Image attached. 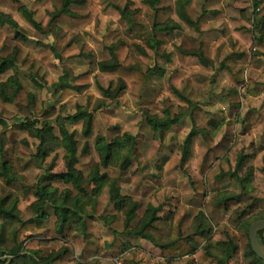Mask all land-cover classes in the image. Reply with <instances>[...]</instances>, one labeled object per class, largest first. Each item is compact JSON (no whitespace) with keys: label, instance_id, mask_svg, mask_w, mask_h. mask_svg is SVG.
I'll return each mask as SVG.
<instances>
[{"label":"rangeland","instance_id":"374dc122","mask_svg":"<svg viewBox=\"0 0 264 264\" xmlns=\"http://www.w3.org/2000/svg\"><path fill=\"white\" fill-rule=\"evenodd\" d=\"M76 1L79 3L71 4L70 9L78 14H86L92 4L97 6V12L92 20L71 33V48L80 49L82 54L77 57H64L61 60L52 56L50 61L55 67H50L39 59L38 52L42 47L54 43L67 28L55 25L51 32L40 34L27 22L17 7L21 4L26 5L34 12L35 17L42 21L51 11L60 7L62 0H0V12L10 14L28 38V41L23 43L15 39L11 28L0 24L2 33L0 55H7L13 48H18L17 74L23 87L15 102L4 103L0 100V118L11 127L27 117V93L34 94L38 104L46 102L49 108L45 118L52 120L54 134L58 135V122L55 119L63 122L69 132L74 131L78 155L76 167L84 175H87L91 168L100 162L95 148L97 136L105 135L109 140L124 133L135 136L134 158L127 168L122 169L119 166L100 168V172H106L109 178L116 179L121 194L130 195L129 176L137 166L141 167L143 188L141 194L134 197L139 206L137 216L130 227L135 226L147 205L160 204L162 205L160 215H167L180 207L186 209L181 229L184 234H188L192 229L193 217L203 209L204 204L213 201L216 193L227 191L237 196L238 206L226 220L212 227V231L219 230L223 238L230 237L236 243L238 249L229 264H250L252 258L244 256L247 235L242 222L255 216L264 218V130L257 128L255 124L257 115L264 111V55H252L243 73L245 80L251 79L255 82V94L248 92L246 86L238 88L233 93L229 91L230 84L227 77L219 69L220 62L226 56L233 59L236 56L229 44V23L225 19H215L208 12L211 9L222 10L225 0H187L185 2L182 10L192 19L198 20L199 31L186 26L178 19L176 13L178 0H161L157 16L143 0ZM127 2H130V10L134 11L131 16L134 21L132 25H128L115 8V6L122 8ZM244 16L251 20V8L244 11ZM155 18L160 23L171 19L181 25V28L172 32L157 31L154 34L162 41L160 52L169 55V59L161 55L155 58L156 63L164 69L166 74L179 65L188 69L187 75L180 81L183 98H178L171 92L166 75L151 76L142 89L139 102H136L126 91L118 94L114 99L105 97L100 86L106 87L112 78L100 74L91 65L95 66L97 61L109 57L102 44L105 30L111 28L117 31V35L113 37L114 41L120 39L127 44L143 45L152 33ZM201 41L211 44L220 41L212 57L211 67L203 66L195 57L182 52V50L198 48ZM85 71H89L88 86L80 93L58 101L59 93L54 92L52 84L57 82L64 72L68 73V80L72 83L73 76ZM12 73L13 71H8L0 77V80ZM86 91H90L95 98L105 100V106L93 112L89 135H84L81 121L68 123L62 119L76 111V106L82 103V97ZM58 110L60 115L57 117ZM164 110H168L172 116L184 110L186 115L180 123L172 126L164 137L159 139L154 136L147 124L144 112L162 116ZM210 120L216 122L217 126L209 124ZM227 122L233 124L234 128L232 144L225 153L228 161L234 168L238 158L245 155L240 175L244 174L246 168L252 171L244 187L236 179L226 176L221 180L213 181L211 191H195L191 181L199 176L195 167L197 147L194 142L191 144L187 159L180 167L174 169L162 182L155 180L153 175L157 174V164L164 157L172 154L177 158L181 157V146L192 126L205 128L209 131L212 141L216 143L223 135ZM2 133L0 126V134ZM16 141L15 146L5 144V157L12 166L13 172L17 174L18 180L11 185L0 181V191L1 193L10 192L17 197V207L22 216L26 217L29 215L27 207L35 198L22 197L21 191L25 186L34 184L51 162L54 163L52 171L63 170L64 149L58 148L44 160H38L36 158L39 143L37 138L31 136L27 130H21L18 132ZM54 185L59 190L70 187L61 182H55ZM92 189L94 190L95 186H92ZM87 209L92 217L86 218L85 237L75 232L79 235V245L75 248L73 257L75 263L161 264L164 259L162 257V259L151 260L149 251L145 248L148 245L147 241L126 234L124 216L117 212L109 201L108 186L102 189L95 208L87 206ZM112 216L114 219L108 223L101 219V217ZM50 221H53L51 212L49 220L36 231L38 237L45 241L40 244L43 254L57 251L64 242L59 237L46 238L44 233ZM257 236L264 243V230H259ZM124 243L129 244L127 249H123ZM175 260L181 261V264H200L189 254ZM213 263V260H209L203 264Z\"/></svg>","mask_w":264,"mask_h":264},{"label":"trees","instance_id":"16d2710c","mask_svg":"<svg viewBox=\"0 0 264 264\" xmlns=\"http://www.w3.org/2000/svg\"><path fill=\"white\" fill-rule=\"evenodd\" d=\"M161 0H143L154 12L155 16L159 11ZM81 2V1H80ZM187 0L177 1L178 19L186 26L199 31L198 20L192 19L182 8ZM79 3L76 0H62L59 8L51 11L42 21L35 17V14L26 5L17 7L27 22L40 34L51 32L53 26L60 25L65 32L54 43L42 47L38 57L46 65L55 67L50 61L51 57L61 60L81 56V50L71 48V33L89 23L97 12V6L92 4L86 14H78L70 9L71 4ZM127 2L124 7L115 6L119 15L127 21L128 25L134 23L132 14ZM251 8V20L244 16V11ZM215 19H225L229 23V44L235 58L226 56L219 65L230 84V92L235 93L238 88L246 86L248 92L255 94V82L251 79L245 80L243 73L245 66L252 55H264V0H225L222 10L211 9L208 11ZM0 24L7 25L14 32L15 39L25 43L28 41L24 30L11 17L10 14L0 12ZM181 28L180 23L168 19L160 23L156 18L153 21L152 33L143 45L137 43L127 44L123 40H113L117 31L107 28L102 36L103 48L108 52V59L97 61L95 66L100 74L112 78L106 87L100 86L105 97L114 99L118 94L126 91L136 102L141 98V92L145 84L153 75L164 76L171 92L178 98L181 94L180 81L187 75L188 69L182 65L167 73L156 63V56L161 55L169 59V55L160 52L162 41L155 36V32H172ZM2 33L0 32V43ZM220 41L208 43L201 41L198 48L182 52L195 57L200 64L206 67L212 66V57L219 47ZM151 53H150V52ZM17 47L7 55H0V77L8 71H13L5 79L0 80V100L4 103L15 102L22 90V83L17 74ZM92 68V69H93ZM89 71L79 73L72 77V83L68 80V73L64 72L58 81L52 84L54 92H58V101L64 100L70 95L78 94L88 84ZM26 110L28 116L21 119L15 125L9 127L8 123L0 118V126L3 133L0 134V181L11 185L18 180L13 172L12 166L5 157V144L16 145V137L21 130H27L29 134L38 139L37 146L38 160H44L58 148L64 149L63 170L52 171L54 163L51 162L45 167L34 184L27 185L21 191L22 197L33 196L27 209L29 215L23 217L18 209V198L12 193H1L0 191V256L9 255V261L0 260V264H77L74 260V251L78 247V238L75 232L86 235V218H91L87 206L95 208V203L105 186H108L109 201L114 209L124 216V227L126 234L139 237L159 248L161 257L166 261L175 260L183 255H192L197 263H206L213 260V264H229L237 252L236 243L230 238L221 236L219 230L212 227L218 226L226 220L238 206L237 196L227 191L215 194L213 201L204 204L192 219V229L188 234L182 232V222L186 209L180 207L169 212L167 215H160L162 205L151 204L143 210L135 226L130 227L131 222L137 216L139 203L134 197L141 194L143 188V172L137 166L129 176L130 195L120 193L116 179L109 178L106 172H100V168L119 166L127 168L134 158L136 149V137L128 133L116 136L109 140L105 135L96 137L95 148L99 155L100 162L95 164L87 175H84L76 165L78 155L74 131L69 132L63 122L56 120L58 135L53 132L51 119L45 118L49 106L46 102L37 103L34 94L27 93ZM105 106V100L95 98L90 91H86L82 97V103L76 106V111L63 117L68 123H83L84 135L91 132L93 112ZM60 110L57 111V117ZM186 115L182 110L175 115H170L168 110L163 115L149 114L144 112L145 119L154 136L162 139L165 133L175 124L180 123ZM56 117V118H57ZM42 118V119H38ZM209 124L216 127L217 123L210 120ZM257 128L264 130V111H261L255 118ZM233 124H225L224 133L216 143L212 141L209 131L205 128L192 126L186 135L181 146L182 155L177 158L175 155L164 157L157 164V174L153 175L157 182L168 178L170 173L180 167L190 153L191 144L194 142L197 147L195 167L199 178L191 181L195 191H211L213 181L221 180L228 176L236 179L244 187L252 174L251 169H245L240 175L245 155H241L234 168H232L225 153L232 144L234 138ZM61 182L70 187L61 190L54 185ZM95 186V189H92ZM53 221L48 223L45 231L46 238H62L64 240L60 249L48 254H43L40 244L45 242L36 234V231L50 218ZM263 216H255L245 219L242 222L247 235L244 256L252 258L250 264L261 262L252 251L248 230L250 225ZM110 222L114 216L105 218ZM258 237V236H257ZM259 240V238H258ZM264 247V243L261 242ZM129 247L128 243L123 244V249Z\"/></svg>","mask_w":264,"mask_h":264},{"label":"water","instance_id":"95a60500","mask_svg":"<svg viewBox=\"0 0 264 264\" xmlns=\"http://www.w3.org/2000/svg\"><path fill=\"white\" fill-rule=\"evenodd\" d=\"M264 230V218L257 219L254 221L248 230L249 242L254 254L264 262V247L258 240L257 232Z\"/></svg>","mask_w":264,"mask_h":264},{"label":"crops","instance_id":"0c3cea01","mask_svg":"<svg viewBox=\"0 0 264 264\" xmlns=\"http://www.w3.org/2000/svg\"><path fill=\"white\" fill-rule=\"evenodd\" d=\"M146 241V240H145ZM142 244H144V243H142ZM147 244L148 245H146V250L147 251H149V254H150V256H151V260L153 259H162L161 258V253H159V251H158V248H156L154 245H152V244H150L148 241H147ZM143 246V245H142ZM161 264H181V261H179V260H171V261H167L166 262V260L164 261V259L161 261Z\"/></svg>","mask_w":264,"mask_h":264},{"label":"built area","instance_id":"2783aa9c","mask_svg":"<svg viewBox=\"0 0 264 264\" xmlns=\"http://www.w3.org/2000/svg\"><path fill=\"white\" fill-rule=\"evenodd\" d=\"M10 258H11V257H10L9 255H6V254L0 256V260H6V261H9Z\"/></svg>","mask_w":264,"mask_h":264}]
</instances>
